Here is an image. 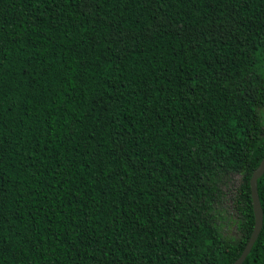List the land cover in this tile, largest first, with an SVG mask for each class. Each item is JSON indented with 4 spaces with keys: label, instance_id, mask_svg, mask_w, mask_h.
<instances>
[{
    "label": "trees",
    "instance_id": "16d2710c",
    "mask_svg": "<svg viewBox=\"0 0 264 264\" xmlns=\"http://www.w3.org/2000/svg\"><path fill=\"white\" fill-rule=\"evenodd\" d=\"M263 65L264 0H0V264H232Z\"/></svg>",
    "mask_w": 264,
    "mask_h": 264
},
{
    "label": "rangeland",
    "instance_id": "374dc122",
    "mask_svg": "<svg viewBox=\"0 0 264 264\" xmlns=\"http://www.w3.org/2000/svg\"><path fill=\"white\" fill-rule=\"evenodd\" d=\"M264 72V65L262 68ZM261 120L264 123V108H260ZM242 177L241 174H235L227 183L225 187L226 195L222 197V205H223V214L224 217V230L227 234L232 235L234 237H238L240 235V231L237 227V224L232 220L233 217L237 215V210L235 207L236 204V193L241 184Z\"/></svg>",
    "mask_w": 264,
    "mask_h": 264
},
{
    "label": "water",
    "instance_id": "95a60500",
    "mask_svg": "<svg viewBox=\"0 0 264 264\" xmlns=\"http://www.w3.org/2000/svg\"><path fill=\"white\" fill-rule=\"evenodd\" d=\"M263 173H264V156L257 170L253 173L250 179L251 194H252V199H253V208H254V215H255V222H254L253 230L251 232L249 240L247 244L245 245L242 253L232 264H242V262L246 259L247 255L250 253L263 227V210H262L261 202H260L259 195H258V189H257V181L259 177L263 175Z\"/></svg>",
    "mask_w": 264,
    "mask_h": 264
}]
</instances>
